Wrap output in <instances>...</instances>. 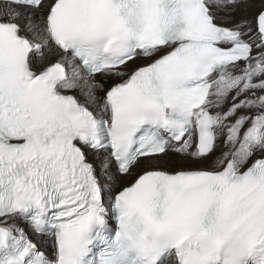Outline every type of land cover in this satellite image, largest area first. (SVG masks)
<instances>
[{
	"label": "snow or ice",
	"instance_id": "obj_1",
	"mask_svg": "<svg viewBox=\"0 0 264 264\" xmlns=\"http://www.w3.org/2000/svg\"><path fill=\"white\" fill-rule=\"evenodd\" d=\"M0 264H264V0H0Z\"/></svg>",
	"mask_w": 264,
	"mask_h": 264
}]
</instances>
